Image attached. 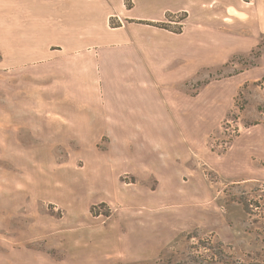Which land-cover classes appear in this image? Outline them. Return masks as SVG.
Returning <instances> with one entry per match:
<instances>
[{
  "label": "rangeland",
  "instance_id": "374dc122",
  "mask_svg": "<svg viewBox=\"0 0 264 264\" xmlns=\"http://www.w3.org/2000/svg\"><path fill=\"white\" fill-rule=\"evenodd\" d=\"M71 6L66 1L62 15ZM205 7L218 11L217 28L234 34L236 46L176 89L177 105L188 99L193 111L176 121L173 145L178 160L185 150L192 163L188 174L182 171V185L195 195L185 204L192 215L183 218L175 202L149 207L159 198L151 200L143 183L129 185L133 175L112 182L91 171L100 168L109 138L90 148L85 137L57 136L51 128L38 134L33 125L22 134L31 149L15 146L9 133L15 130L6 125L14 115L56 117L59 102L94 95L71 85L96 74L92 45L100 41L76 39L74 33L94 24L63 23L58 0H0V264H264V180L234 184L222 175L236 139L247 128H264V0ZM188 17L168 13L164 21L139 23H163L170 30L154 27L181 34ZM110 26L118 27L113 20ZM129 212L179 214L142 229L122 222ZM114 236L122 241L118 247H111Z\"/></svg>",
  "mask_w": 264,
  "mask_h": 264
},
{
  "label": "crops",
  "instance_id": "0c3cea01",
  "mask_svg": "<svg viewBox=\"0 0 264 264\" xmlns=\"http://www.w3.org/2000/svg\"><path fill=\"white\" fill-rule=\"evenodd\" d=\"M66 1L58 0V17L63 23L71 19L83 25L94 24L89 26V31L73 36L100 41L92 45L97 59L96 74L89 80H73L71 85L89 88L94 95L80 101L59 102L56 117L49 118L42 111L34 115L29 110L18 114L20 116L14 115L15 119H10L6 125L9 131L15 130L9 132L15 146L31 149L22 145V134L31 132L33 125L38 128V134L51 128L57 136L74 137L80 142L81 137H85L90 148L96 147L104 137L109 138L108 151L100 159V168L94 170L91 166L97 177L110 175L112 181L129 173L135 178L129 185L138 189L143 183L145 187H142L151 193V200L159 198L149 207L154 209L175 202L182 207L179 213L183 218L192 215L185 204L192 202L195 195L191 187L182 185V171L188 174L191 157L183 150L185 156L178 160L173 147L178 144L176 121L193 117L192 103L187 99L184 106L177 105L176 89L191 81L209 63H219L226 52H233L235 35L226 37L224 31L217 28L218 11L205 7L223 4L225 0H133L131 9L127 8L125 0H71L72 10L68 15H62ZM181 12H189L181 34L139 23L164 21L168 13ZM210 15L212 19H209ZM112 20L118 27L110 26ZM62 104L63 108L60 107ZM260 126L247 128L228 153V166L222 175L234 184L264 180V128ZM2 127L5 123L0 120V130ZM91 171L89 167V174ZM135 188L132 189L134 193ZM179 213L138 216L129 212L122 222L145 229L147 223L155 225L160 218L168 222ZM201 214L204 216V212ZM121 229L123 234L126 233L124 228ZM139 234L143 241L141 231ZM121 243L116 236L112 237L111 247Z\"/></svg>",
  "mask_w": 264,
  "mask_h": 264
},
{
  "label": "trees",
  "instance_id": "16d2710c",
  "mask_svg": "<svg viewBox=\"0 0 264 264\" xmlns=\"http://www.w3.org/2000/svg\"><path fill=\"white\" fill-rule=\"evenodd\" d=\"M126 5H127V7L129 8V9H131V8H133V3L132 2H128L127 0H126ZM187 18V15L185 16V19ZM154 26H157V27H159V28H165V29H167V27H165L164 25H163V23H156V24H153ZM167 30H170L169 28L167 29ZM182 31H179V32H176V33H181Z\"/></svg>",
  "mask_w": 264,
  "mask_h": 264
}]
</instances>
